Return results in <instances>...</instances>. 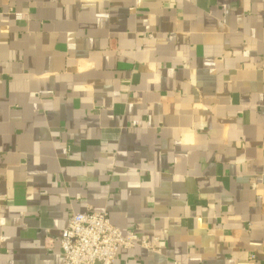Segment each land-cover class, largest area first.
Wrapping results in <instances>:
<instances>
[{
	"label": "crops",
	"instance_id": "0c3cea01",
	"mask_svg": "<svg viewBox=\"0 0 264 264\" xmlns=\"http://www.w3.org/2000/svg\"><path fill=\"white\" fill-rule=\"evenodd\" d=\"M90 211L115 264H264V0H0V264Z\"/></svg>",
	"mask_w": 264,
	"mask_h": 264
},
{
	"label": "built area",
	"instance_id": "2783aa9c",
	"mask_svg": "<svg viewBox=\"0 0 264 264\" xmlns=\"http://www.w3.org/2000/svg\"><path fill=\"white\" fill-rule=\"evenodd\" d=\"M59 245L63 264H115L119 249H153L147 238L139 239L134 232L113 226L105 211L71 214Z\"/></svg>",
	"mask_w": 264,
	"mask_h": 264
}]
</instances>
